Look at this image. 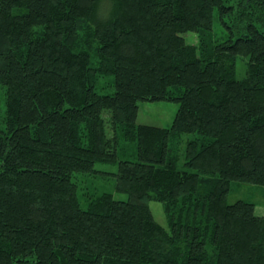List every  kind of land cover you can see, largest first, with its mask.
I'll return each instance as SVG.
<instances>
[{"label":"trees","instance_id":"16d2710c","mask_svg":"<svg viewBox=\"0 0 264 264\" xmlns=\"http://www.w3.org/2000/svg\"><path fill=\"white\" fill-rule=\"evenodd\" d=\"M0 85V264H264V0H0Z\"/></svg>","mask_w":264,"mask_h":264},{"label":"rangeland","instance_id":"374dc122","mask_svg":"<svg viewBox=\"0 0 264 264\" xmlns=\"http://www.w3.org/2000/svg\"><path fill=\"white\" fill-rule=\"evenodd\" d=\"M234 19L231 20L230 26L232 27L235 35H240L241 30L233 25ZM214 30L211 35L213 39L223 38L225 35H229V31L224 25L219 23L214 24ZM241 27H244V24H241ZM241 28V29H242ZM197 35V34H196ZM193 33L188 34V41L198 42L197 36ZM246 74V64L241 60L238 68V76L243 78ZM112 79L110 77L102 78L100 85L102 87H109ZM102 89L104 92H107L108 89ZM100 89V88H99ZM106 89V90H105ZM112 92V90H110ZM5 98H6V89L0 85V118L5 113ZM179 104L171 101H144L140 103L138 122L147 123L160 127H170L175 119ZM192 136L191 134H183L182 142L186 144V138ZM184 144V145H185ZM96 168L101 171H117V165L97 163ZM83 182V187L95 190L96 193L110 191L113 192L116 198L127 199L128 196L126 193H121L116 191V179L114 177L104 176L102 174L82 177L80 179ZM238 200H246L255 203V212L258 215H264V185L261 184H246L234 182L231 185V191L228 197L229 203H234ZM150 207L153 210V213L156 219L164 225L166 228L169 227V215L166 212L164 204L160 201H150Z\"/></svg>","mask_w":264,"mask_h":264}]
</instances>
